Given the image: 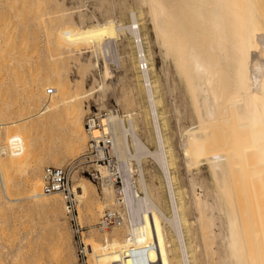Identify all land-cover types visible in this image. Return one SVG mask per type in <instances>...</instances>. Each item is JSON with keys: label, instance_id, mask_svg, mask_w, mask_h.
<instances>
[{"label": "rangeland", "instance_id": "374dc122", "mask_svg": "<svg viewBox=\"0 0 264 264\" xmlns=\"http://www.w3.org/2000/svg\"><path fill=\"white\" fill-rule=\"evenodd\" d=\"M123 1L132 7H141L144 12L142 30L147 32V47L153 54L154 76L162 99L160 108L166 118L165 133L173 147L175 184L182 190L185 202L190 203V173L186 170L188 160L181 140L190 138L191 127H199L196 107L191 101L188 104L183 85L168 65L147 8L133 0H0V264H80L74 231L78 224L89 264H133V261L143 260L142 252L137 257L134 253L128 256L132 229L129 210L143 216L147 209L137 160L131 159L119 165L121 174L125 172L137 186L138 198L135 203L130 201L132 208L115 201L119 193L114 188H122V184L124 187L122 181L113 183V195L106 198L103 178L101 182L90 177L83 170L85 164H76L85 147L86 133L83 129L84 144L78 147L73 120H81L84 125L87 112L103 110L112 104L118 105L125 112L123 115H126L128 106L135 119L140 108L146 105L144 96L138 92L140 79L136 77L138 72L129 55L133 45L129 44L126 31L117 29L122 21L126 23L130 19L121 9ZM258 1L264 20V0ZM108 18L117 24L108 22ZM98 38H102V46L104 43L109 45L108 57L102 54L101 47L98 54ZM43 78L47 79L43 82L45 85L41 83ZM50 81L55 91L48 101L45 90L51 86ZM135 121L140 135L148 141L145 127L137 118ZM149 145L155 147L152 143ZM201 153L202 149H196L193 160L199 161ZM143 157L141 164L150 193L159 201L161 189L166 190L163 171L150 155ZM54 158L59 162L52 164ZM46 165L68 167L71 187L74 183L85 184L84 178H88L86 191L96 195L95 201L76 199L73 191L67 197L63 192L45 194V197L42 189ZM201 165L193 164L192 172L209 182L206 165ZM128 166H132L134 171L129 172ZM96 169H99L97 165ZM36 173L42 176L40 190L44 199L29 189ZM238 185L243 211L246 213L248 210L247 214L252 215L248 203L253 200L256 205L252 203L251 211L257 217L258 210L256 212L253 208L262 207L263 200L255 199L251 187L248 189L253 199H248L250 194ZM55 196H60L63 204L57 210H41L42 200ZM106 209L119 211L123 217L120 226L107 230L100 228V218ZM153 214L152 228L161 248L148 252V257L153 258L150 259L152 264H176L170 227L156 211ZM257 223V226L261 223L260 219ZM260 225L261 228L263 225ZM260 228L259 232L262 231Z\"/></svg>", "mask_w": 264, "mask_h": 264}, {"label": "bare ground", "instance_id": "6f19581e", "mask_svg": "<svg viewBox=\"0 0 264 264\" xmlns=\"http://www.w3.org/2000/svg\"><path fill=\"white\" fill-rule=\"evenodd\" d=\"M133 1L147 8L168 65L183 85L188 104L191 101L196 107L199 122L198 128H190V138L181 140L188 160L186 170L190 173L191 197L190 203H187L182 190L175 184L177 177L172 171L175 163L173 147L165 133L166 118L160 108L162 99L158 94L160 87L158 89L157 77L154 76L153 54L147 47V32L142 30L144 12L141 7H132L123 1L125 3H121V9L130 19L126 23L122 21L117 29L126 31L129 44L133 45H129L132 48L129 55L138 72L136 77L140 79L138 92L146 100V105L140 108L136 118L145 127L148 140L145 141L140 135L139 125L128 106L122 118L110 116L113 120L117 169L119 171V165L124 161L137 160L140 186L147 203L143 216L129 210L133 253L137 257L142 252V246H148L150 253L161 248L152 228L153 211H156L170 227L176 264H264V20L261 4L258 0ZM107 20L117 24L111 18ZM97 43L98 54L101 47L102 54L109 55V45L104 43L102 46V38H98ZM44 81L47 79H41L42 84ZM49 84L52 86L51 81ZM48 97L49 101L51 95ZM175 111H178L176 107ZM73 124L79 139L77 146L82 147L84 125L81 120H73ZM196 149H202L199 161L193 160ZM146 155H150L163 171L166 190L161 189L159 201L165 207L150 193L141 164V157ZM57 162L59 160L56 158L51 161L52 164ZM196 163L206 165L209 182L193 174L191 166ZM96 165L103 176L105 197L110 198L113 195L111 187L114 188L112 180L105 177L108 173L103 165ZM128 167L129 172L134 171L132 166ZM119 173L124 187L122 184V188H114L119 193L115 201L132 208L130 201L134 200L135 203L138 198L137 186L125 172ZM41 178L40 173H36L29 189L44 199L43 194L53 192L42 189L41 193ZM84 180L89 181L86 177ZM85 184L74 183L71 191L76 199L94 202L96 195L90 190L86 191ZM161 184L164 186L163 182ZM238 184L245 188L239 189L249 192L245 191L246 194L252 193L248 189L251 187L255 199L263 200L262 207L253 208L254 211L258 210L257 217L251 211V194L247 198H252V203L247 200L252 215L247 214V209H244L246 213L243 211ZM130 186L132 189L128 190ZM42 201L39 205L41 210H57L63 204L60 196ZM253 204L256 205V202ZM244 205L247 206L246 201ZM258 217L263 225L261 232L258 229L261 223L257 226ZM122 222L121 216L117 226ZM150 259L146 264H152L153 258Z\"/></svg>", "mask_w": 264, "mask_h": 264}, {"label": "built area", "instance_id": "2783aa9c", "mask_svg": "<svg viewBox=\"0 0 264 264\" xmlns=\"http://www.w3.org/2000/svg\"><path fill=\"white\" fill-rule=\"evenodd\" d=\"M54 87H47V95L54 92ZM121 108L112 104L103 110L89 111L84 118V130L86 133V143L84 149L79 154L76 164H85L88 175L102 182L103 176L96 169V164L103 165L107 169V178H111L112 184L121 179V175L117 169V156L114 152L113 140V120L111 115L123 117ZM43 190L45 192L62 191L64 195L71 194V185L68 182V167L63 165H46L43 171ZM118 188V187H117ZM116 188V189H117ZM121 221L120 213L117 209H106L100 218V228L111 225H117ZM75 235L77 237V257L80 264H89L87 261L86 244L84 243L80 225L75 227ZM148 246H142V261H133V264H146L149 262ZM134 247L131 245L128 256H132ZM110 264V263H106ZM120 264V263H112Z\"/></svg>", "mask_w": 264, "mask_h": 264}]
</instances>
